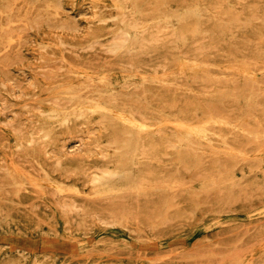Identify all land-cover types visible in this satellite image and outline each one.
I'll use <instances>...</instances> for the list:
<instances>
[{
    "label": "rangeland",
    "instance_id": "374dc122",
    "mask_svg": "<svg viewBox=\"0 0 264 264\" xmlns=\"http://www.w3.org/2000/svg\"><path fill=\"white\" fill-rule=\"evenodd\" d=\"M0 264H264V0H0Z\"/></svg>",
    "mask_w": 264,
    "mask_h": 264
},
{
    "label": "bare ground",
    "instance_id": "6f19581e",
    "mask_svg": "<svg viewBox=\"0 0 264 264\" xmlns=\"http://www.w3.org/2000/svg\"><path fill=\"white\" fill-rule=\"evenodd\" d=\"M58 7V6H57ZM62 7V6H61ZM178 11V10H177ZM183 12V11H182ZM10 45V44H9ZM8 45V46H9ZM103 57V56H102ZM66 122V121H65ZM71 122V121H70ZM62 126V125H61ZM46 131V130H45ZM49 133V132H48ZM186 139V138H185ZM184 140V139H183ZM172 142H173V140H172ZM193 144V143H192ZM198 144V143H197ZM109 145V144H108ZM149 145H151V144H149ZM196 145V144H195ZM110 146V145H109ZM152 146V145H151ZM154 149V148H153ZM218 149V148H217ZM112 150V149H111ZM178 151V150H177ZM135 152H136V150H135ZM218 161V160H217ZM61 163V162H60ZM55 164H56V162H55ZM58 166V165H57ZM43 173H45L44 171H43ZM99 174V173H98ZM109 174V173H108ZM107 176V175H106ZM117 176V175H116ZM108 177V176H107ZM96 181V180H95ZM99 187V186H98ZM77 188V187H76ZM57 189V188H56ZM61 194H62V192H61ZM74 205V204H73ZM63 206V205H62ZM73 208V207H72ZM61 211V210H60ZM192 216V215H191Z\"/></svg>",
    "mask_w": 264,
    "mask_h": 264
}]
</instances>
